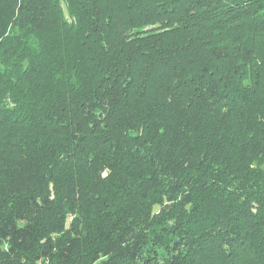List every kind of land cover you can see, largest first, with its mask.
<instances>
[{
	"label": "trees",
	"instance_id": "1",
	"mask_svg": "<svg viewBox=\"0 0 264 264\" xmlns=\"http://www.w3.org/2000/svg\"><path fill=\"white\" fill-rule=\"evenodd\" d=\"M264 264V0H0V264Z\"/></svg>",
	"mask_w": 264,
	"mask_h": 264
},
{
	"label": "built area",
	"instance_id": "2",
	"mask_svg": "<svg viewBox=\"0 0 264 264\" xmlns=\"http://www.w3.org/2000/svg\"><path fill=\"white\" fill-rule=\"evenodd\" d=\"M35 264H47V263L37 262V263H35Z\"/></svg>",
	"mask_w": 264,
	"mask_h": 264
}]
</instances>
